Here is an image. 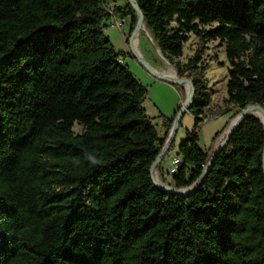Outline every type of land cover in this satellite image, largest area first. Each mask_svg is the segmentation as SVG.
<instances>
[{
    "label": "trees",
    "instance_id": "16d2710c",
    "mask_svg": "<svg viewBox=\"0 0 264 264\" xmlns=\"http://www.w3.org/2000/svg\"><path fill=\"white\" fill-rule=\"evenodd\" d=\"M135 2L155 46L194 86L184 113L194 125L172 178L186 188L212 157L199 146L207 42L225 44L235 115L264 110V0ZM113 15L135 30L128 1L111 10L108 0H0V264H264V125L245 117L194 192L158 187L150 168L176 116L160 137L147 87L105 33ZM190 37L196 49L182 63Z\"/></svg>",
    "mask_w": 264,
    "mask_h": 264
},
{
    "label": "rangeland",
    "instance_id": "374dc122",
    "mask_svg": "<svg viewBox=\"0 0 264 264\" xmlns=\"http://www.w3.org/2000/svg\"><path fill=\"white\" fill-rule=\"evenodd\" d=\"M127 1L108 0V6L110 8L113 6H123ZM112 22L111 20L109 21L105 33L110 38L115 51L120 55L121 61L127 64L135 77L147 87L148 93L143 102V106L145 107L146 114L156 126L159 136L164 137L166 129L162 126L163 120L177 116L179 107H183L188 90L182 85L175 86L169 82L157 80L140 64L132 50L130 42L134 31L132 33L130 32L131 21L129 18L122 21L123 25L121 27L112 24ZM136 37L142 58L152 68L168 72L172 66L162 58L146 26L140 28L139 32L133 37L132 45ZM196 45V39L190 37L184 45L182 56L178 60L185 63L194 54ZM204 65H206V68L203 73V78L206 81V86L211 91V103L209 108L206 109L204 123L199 132V146L203 150L210 149L211 153L216 141L213 142L215 134L223 128L222 133L225 128H227V132L233 127L235 120L232 119L236 116L235 114L238 108L225 102L227 98V69L229 65L224 43L219 40L206 43V49L202 54V66ZM193 76L191 75L190 77ZM193 125V116L186 113L182 117V124L176 133L177 136L173 151L169 153L161 165L160 172L158 171V167L156 168V179L158 181L174 186L172 180L173 174L171 173L173 158L175 157L179 143L185 137L186 131L192 129Z\"/></svg>",
    "mask_w": 264,
    "mask_h": 264
},
{
    "label": "water",
    "instance_id": "95a60500",
    "mask_svg": "<svg viewBox=\"0 0 264 264\" xmlns=\"http://www.w3.org/2000/svg\"><path fill=\"white\" fill-rule=\"evenodd\" d=\"M128 2H130L132 4V6L134 7V10L136 11V14L138 15V22H137L136 28H135V30L132 33V36L130 38V42H131V46H132L133 37L139 32V30L141 28V25L142 24L145 25V23H144V20H143V15H142L138 5L136 4L135 0H128ZM132 50H133L134 54L136 55V57L138 58L140 64L143 65L149 71V73L152 76H154V77H156V78H158L160 80H166V81L173 82L176 85H183L184 83L188 84V88L190 90V94L186 96L185 101L183 103V107L180 108V110L178 111L177 116L175 117V119L173 121V124H172V126H171V128L169 130L168 136H167L166 141H165V143H164V145H163V147L161 149V152H160V154L158 155V157L156 158L155 162L152 164V166L150 168V175H151L152 179L154 180L155 184L158 187H160L161 189L167 190V191H174V192L179 193V194L188 195V194L194 192L197 189V187L201 184L203 178L206 176V174H207V172H208V170L210 168L212 159L214 157L213 155H216L217 153H219V151L223 148V146L228 142L230 136L232 135V133L234 132V130L236 129L238 124L245 117H247L249 115H253V116L257 117L262 122V124L264 125V119L262 118V116H259V115H256V114L252 113L251 109L252 108L259 109L261 111V113L263 114V116H264V110L257 104L248 105L238 115H236L232 119V120H235V123H234L233 127L227 132H226L227 128H225L224 132L221 135H219V137L216 139L215 144H214V146L212 148V151H211V154H210V155H212V157L210 158V162L205 167L201 178L197 182H195L194 184H192L191 186L186 187V188H176V187H173V186H171V185H169L167 183L158 182L157 179H156V168L159 166L161 159L165 156V153L167 152L168 147L170 146L171 142L175 138L176 133H177L178 128H179V123H180L184 113L188 110V106L190 105V103L192 102V100L194 98V86H193L192 81L189 78H187V77H179L178 74H177V71L175 70V68H174V70H175V73H176V76H177V78H175V79L170 78V77H168V76H166V75L161 73V72H164L165 70H159V72L153 71L152 70V66H150L142 57H140L136 53V51L134 50L133 46H132ZM161 56L166 62H168L163 57L162 54H161ZM172 67H174V66H172ZM263 161H264V150H263ZM263 168H264V165H263Z\"/></svg>",
    "mask_w": 264,
    "mask_h": 264
},
{
    "label": "bare ground",
    "instance_id": "6f19581e",
    "mask_svg": "<svg viewBox=\"0 0 264 264\" xmlns=\"http://www.w3.org/2000/svg\"><path fill=\"white\" fill-rule=\"evenodd\" d=\"M143 26H145V25L142 24V25H141V28H142ZM132 46H134L133 48H134V50L136 51V53H137L140 57H142V56H141V53H140V51H139V48H138L139 45H138L137 37L134 39V41H133V45H132ZM152 70L155 71V72H159V70H156L155 68H152ZM161 73L164 74V75H166V76H168V77H170V78H173V79L177 78L176 73H175V70H174L173 67H171L170 70H169L168 72H161ZM182 86H184V87L188 90L187 95H189V94H190V90H189V88H188V84H187V83H184ZM251 112L254 113V114H256V115L262 116V118L264 119V116H263V114L261 113V111H260L259 109H254V108H252V109H251ZM233 123H234V122H233ZM157 181H158V180H157ZM158 182H160V181H158Z\"/></svg>",
    "mask_w": 264,
    "mask_h": 264
},
{
    "label": "built area",
    "instance_id": "2783aa9c",
    "mask_svg": "<svg viewBox=\"0 0 264 264\" xmlns=\"http://www.w3.org/2000/svg\"><path fill=\"white\" fill-rule=\"evenodd\" d=\"M114 6L111 7L110 9L113 10ZM112 22V24L117 25L118 27H121L123 25V22L125 19H120L115 17L114 15L112 16V18L110 19ZM211 154V153H210ZM180 165V159L178 157H174L173 158V162H172V167H171V173L174 174L178 168V166Z\"/></svg>",
    "mask_w": 264,
    "mask_h": 264
},
{
    "label": "clouds",
    "instance_id": "9594fccd",
    "mask_svg": "<svg viewBox=\"0 0 264 264\" xmlns=\"http://www.w3.org/2000/svg\"><path fill=\"white\" fill-rule=\"evenodd\" d=\"M89 159L91 160V163L96 164L98 161L94 156H90Z\"/></svg>",
    "mask_w": 264,
    "mask_h": 264
}]
</instances>
